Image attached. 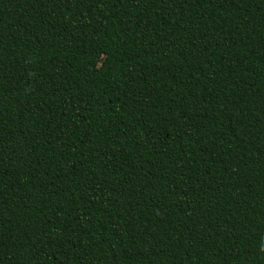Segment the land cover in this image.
Wrapping results in <instances>:
<instances>
[{
	"label": "trees",
	"instance_id": "obj_1",
	"mask_svg": "<svg viewBox=\"0 0 264 264\" xmlns=\"http://www.w3.org/2000/svg\"><path fill=\"white\" fill-rule=\"evenodd\" d=\"M0 264H264V0H0Z\"/></svg>",
	"mask_w": 264,
	"mask_h": 264
},
{
	"label": "rangeland",
	"instance_id": "obj_2",
	"mask_svg": "<svg viewBox=\"0 0 264 264\" xmlns=\"http://www.w3.org/2000/svg\"><path fill=\"white\" fill-rule=\"evenodd\" d=\"M102 43H96L87 51L85 59L80 63L75 73L74 82L77 85H83L90 78L94 69L101 66L104 53L102 52Z\"/></svg>",
	"mask_w": 264,
	"mask_h": 264
}]
</instances>
